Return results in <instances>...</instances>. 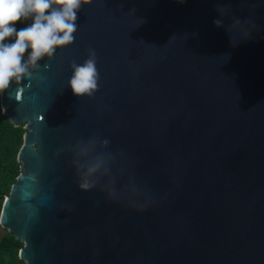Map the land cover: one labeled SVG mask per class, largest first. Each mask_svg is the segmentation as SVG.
<instances>
[{
    "label": "water",
    "instance_id": "obj_1",
    "mask_svg": "<svg viewBox=\"0 0 264 264\" xmlns=\"http://www.w3.org/2000/svg\"><path fill=\"white\" fill-rule=\"evenodd\" d=\"M77 25L0 98L26 130L0 196L20 260L264 264V0H91ZM89 48L99 90L77 98L70 64ZM92 138L115 198L78 187L73 149Z\"/></svg>",
    "mask_w": 264,
    "mask_h": 264
},
{
    "label": "clouds",
    "instance_id": "obj_2",
    "mask_svg": "<svg viewBox=\"0 0 264 264\" xmlns=\"http://www.w3.org/2000/svg\"><path fill=\"white\" fill-rule=\"evenodd\" d=\"M176 2L182 4L185 0ZM90 3L91 0H0V94L14 83L28 79L40 61L52 58L58 49L73 44L78 13ZM18 23L26 26L18 29ZM213 23L216 27L224 26L222 19ZM97 63V53L89 48L83 63L70 64L67 87L77 98H91L99 90ZM107 145V140L98 138L77 142L72 163L80 190L91 191L102 186L109 198H115L114 156L105 150Z\"/></svg>",
    "mask_w": 264,
    "mask_h": 264
},
{
    "label": "trees",
    "instance_id": "obj_3",
    "mask_svg": "<svg viewBox=\"0 0 264 264\" xmlns=\"http://www.w3.org/2000/svg\"><path fill=\"white\" fill-rule=\"evenodd\" d=\"M25 26V23L16 25L18 29ZM25 133L24 127H15L3 114L0 101V196H9L12 186L21 174L18 154L23 146ZM2 208L3 202H0V216ZM22 248L23 243L7 231L0 239V264H24L19 258Z\"/></svg>",
    "mask_w": 264,
    "mask_h": 264
},
{
    "label": "rangeland",
    "instance_id": "obj_4",
    "mask_svg": "<svg viewBox=\"0 0 264 264\" xmlns=\"http://www.w3.org/2000/svg\"><path fill=\"white\" fill-rule=\"evenodd\" d=\"M7 230L1 228L0 229V239L6 234Z\"/></svg>",
    "mask_w": 264,
    "mask_h": 264
}]
</instances>
